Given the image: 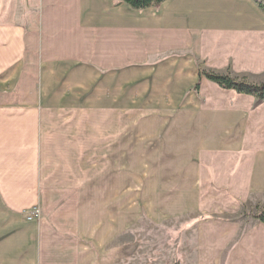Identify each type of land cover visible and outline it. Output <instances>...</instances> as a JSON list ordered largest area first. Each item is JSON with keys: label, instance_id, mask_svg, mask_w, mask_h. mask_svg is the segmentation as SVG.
<instances>
[{"label": "crops", "instance_id": "0c3cea01", "mask_svg": "<svg viewBox=\"0 0 264 264\" xmlns=\"http://www.w3.org/2000/svg\"><path fill=\"white\" fill-rule=\"evenodd\" d=\"M202 71L264 81L257 0H0V264H122L140 221L186 210L206 219L183 264H264V222L213 219L264 198V101ZM81 114L129 122L98 127L115 139L90 179L46 155L49 120ZM131 163H213L207 181H184L209 191L160 208L166 182Z\"/></svg>", "mask_w": 264, "mask_h": 264}, {"label": "rangeland", "instance_id": "374dc122", "mask_svg": "<svg viewBox=\"0 0 264 264\" xmlns=\"http://www.w3.org/2000/svg\"><path fill=\"white\" fill-rule=\"evenodd\" d=\"M260 83H264V81L257 84ZM15 89L13 88L11 92H8L12 93ZM115 123L116 127H121L122 131L129 126V122L125 120L101 121L97 120L95 115H60L50 119L47 127L49 132L46 142L48 144L46 149L47 159L53 158L56 160L53 165L58 167V170L65 171L69 165L79 170V173H82L85 177L88 176L89 179L96 176L98 172L103 171L106 173L110 166L109 163H103L104 155L108 150L105 149L113 144L115 136L107 135L104 140L99 139L98 127L105 124L106 132L112 133ZM103 144H106L105 149H103ZM118 164L123 168L130 166V163ZM131 164L132 166H139L143 172L147 171L154 179L160 175L161 179L166 182L160 186L159 193H155L153 198L156 203L160 204V208L168 209L169 205L177 202L176 198L182 194L187 195L188 193L186 197L192 198L191 193H196L199 197L202 193L209 191L208 187L203 185L191 188L193 183L191 182L190 185L184 181H207V179H210L213 163ZM54 168L51 170H55ZM188 186H190L188 190L180 191V188L187 189ZM153 187L155 190L157 186L154 184ZM263 200L264 198L261 195H255L246 205L241 206L239 214H227L219 217H216V215L213 216V219L229 218L238 222L244 232L255 222L253 218L264 207V203L261 205ZM198 217H200V220L197 219ZM204 219L206 218L198 216L193 210L167 214L160 220L155 221L152 226L143 219L120 240L122 264H183L185 258L190 256L194 250L193 227ZM131 246L132 250H130ZM132 254H135V258L130 260Z\"/></svg>", "mask_w": 264, "mask_h": 264}, {"label": "trees", "instance_id": "16d2710c", "mask_svg": "<svg viewBox=\"0 0 264 264\" xmlns=\"http://www.w3.org/2000/svg\"><path fill=\"white\" fill-rule=\"evenodd\" d=\"M134 10H145L150 7H156L166 0H121ZM259 7L264 10V0H257ZM200 77H204L207 81L214 83L219 88L224 90H232L237 94L252 96L258 103L264 101V83L250 84L244 78L238 79L230 75H221L214 72L202 71ZM198 89V85L195 87ZM255 223L264 222V207L261 212L255 216Z\"/></svg>", "mask_w": 264, "mask_h": 264}, {"label": "built area", "instance_id": "2783aa9c", "mask_svg": "<svg viewBox=\"0 0 264 264\" xmlns=\"http://www.w3.org/2000/svg\"><path fill=\"white\" fill-rule=\"evenodd\" d=\"M28 220H39L40 219V213L37 210H33L32 213L29 214Z\"/></svg>", "mask_w": 264, "mask_h": 264}]
</instances>
